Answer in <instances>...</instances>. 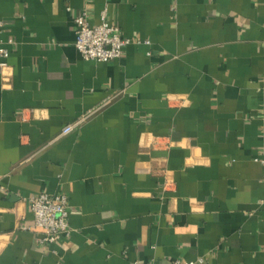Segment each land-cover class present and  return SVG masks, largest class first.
Masks as SVG:
<instances>
[{
    "label": "crops",
    "instance_id": "0c3cea01",
    "mask_svg": "<svg viewBox=\"0 0 264 264\" xmlns=\"http://www.w3.org/2000/svg\"><path fill=\"white\" fill-rule=\"evenodd\" d=\"M105 7L133 40L86 60ZM0 46V264H264V0H0ZM39 192L67 196L54 244Z\"/></svg>",
    "mask_w": 264,
    "mask_h": 264
},
{
    "label": "built area",
    "instance_id": "2783aa9c",
    "mask_svg": "<svg viewBox=\"0 0 264 264\" xmlns=\"http://www.w3.org/2000/svg\"><path fill=\"white\" fill-rule=\"evenodd\" d=\"M110 1V0H107ZM104 8L102 20L97 23H91L87 20V12L83 11L75 18V42L74 45L81 56L86 60L110 61L120 58L123 48L132 42L133 38L124 37L119 32V26L116 23L109 22L105 18ZM137 42L149 43V40L137 39ZM8 50L0 46V66H5ZM111 96L106 97L101 103L93 108L80 114L73 121L65 124L60 132L55 136L58 138L73 131L83 121L92 114L100 110L104 105L111 101ZM260 161L263 165L262 180L264 182V148ZM29 209L33 216L32 226L41 230V236L38 241L41 243H56L61 237L69 233V224L67 221V196L65 194H49L47 192H39L31 194L26 198ZM204 258L198 257L196 260H183L175 258L170 264H202ZM134 264H155L148 262L135 261Z\"/></svg>",
    "mask_w": 264,
    "mask_h": 264
}]
</instances>
